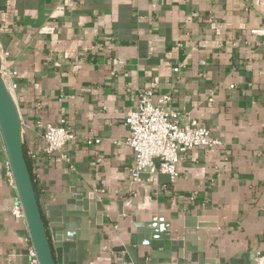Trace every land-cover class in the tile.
Returning a JSON list of instances; mask_svg holds the SVG:
<instances>
[{
  "label": "crops",
  "instance_id": "0c3cea01",
  "mask_svg": "<svg viewBox=\"0 0 264 264\" xmlns=\"http://www.w3.org/2000/svg\"><path fill=\"white\" fill-rule=\"evenodd\" d=\"M0 56L51 238L86 236L62 259L243 264L264 249V0H0ZM148 89L221 141L183 153L173 180L130 178L125 117ZM61 117L75 139L46 156L38 123ZM11 172L0 133V264H30Z\"/></svg>",
  "mask_w": 264,
  "mask_h": 264
},
{
  "label": "built area",
  "instance_id": "2783aa9c",
  "mask_svg": "<svg viewBox=\"0 0 264 264\" xmlns=\"http://www.w3.org/2000/svg\"><path fill=\"white\" fill-rule=\"evenodd\" d=\"M44 31L53 32L52 27L43 28ZM262 30H253L260 33ZM182 66V65H181ZM175 71L180 69L176 66ZM10 76L17 74L16 69H7ZM12 93L17 89L15 80L6 83ZM14 95V94H13ZM210 100H213L210 98ZM125 123L129 128V135L125 142L134 150V161L130 168V178L140 181L141 174L148 171L151 176L157 173L169 174L171 179L179 175L178 164L183 153L197 146H208L213 148L221 141L212 134L211 129L195 118L181 117V113L171 106V96L163 94L153 100L151 89L142 91L139 101L134 107H130L125 117ZM41 129V137L44 144L41 151L46 156L58 153L66 157L65 147L70 144L75 135L69 130L66 120L59 118L55 123H38ZM99 139L89 140L90 143L98 142ZM36 157V153L29 151L28 159ZM11 181L15 184L12 172ZM16 185V184H15ZM11 213L25 220V212L19 196L11 205ZM31 256L30 264H39L36 251L32 246L28 249ZM1 264H14L9 256ZM256 264H264V249L256 257Z\"/></svg>",
  "mask_w": 264,
  "mask_h": 264
},
{
  "label": "water",
  "instance_id": "95a60500",
  "mask_svg": "<svg viewBox=\"0 0 264 264\" xmlns=\"http://www.w3.org/2000/svg\"><path fill=\"white\" fill-rule=\"evenodd\" d=\"M0 133L4 143L7 158L11 167L18 192V196L25 212L24 237L32 243L39 264H71L66 257L60 256L61 248L69 246L81 247L86 236L81 235V241H69L60 244L52 240L48 223L43 216L36 186L32 176L30 164L23 143L22 119L17 101L8 88L2 74V61L0 56ZM99 209H101L98 206ZM85 224V223H84ZM86 227V226H85ZM75 239L77 237H74ZM65 249V250H66ZM137 264H144L142 258H137ZM243 264H256V259Z\"/></svg>",
  "mask_w": 264,
  "mask_h": 264
}]
</instances>
